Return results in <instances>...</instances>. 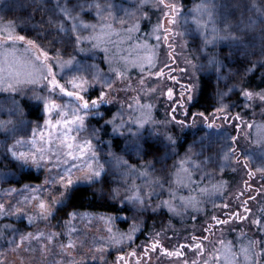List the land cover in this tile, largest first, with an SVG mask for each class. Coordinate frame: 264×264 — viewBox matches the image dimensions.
<instances>
[{
    "label": "clouds",
    "instance_id": "1",
    "mask_svg": "<svg viewBox=\"0 0 264 264\" xmlns=\"http://www.w3.org/2000/svg\"><path fill=\"white\" fill-rule=\"evenodd\" d=\"M171 2L178 9L172 26L176 35L171 37L173 54L180 61L176 72L188 78V85L192 88V105L203 111L226 106L225 111L229 115L239 109L233 116L238 114L244 125L249 120L255 123L256 118L264 119V100L256 96L249 101L242 94L248 90L264 96V0ZM97 4L103 10L101 15L97 14ZM198 6L200 13L196 12ZM65 7L74 10L72 16L64 14L62 9ZM154 9H160L157 0H0V20H14L28 39L52 53L51 62L58 69L55 70L58 79L64 83L71 76L86 80L85 95L92 100L101 93L106 94L98 105L78 111L84 117L83 125H78L72 133L78 141L90 142L88 158L94 161L100 175L88 179L81 177L68 190L66 203L60 209L53 203L54 216L69 207H102L116 213L117 220L128 221L130 226L134 223L147 224L150 219L160 220L165 212L177 216L162 204V201L172 199L174 192L177 195L173 203L180 212H185L179 199L181 193L194 190L193 194H196L200 188L211 189L213 184L220 182L225 184L224 193L227 192L229 185L236 181L232 173H237L241 166L237 160H248L251 155V169L254 164L255 169L264 165V145L258 144L256 139H249L251 133L247 127L240 129L237 133L240 139L233 143L230 128L210 131L201 125L185 127L173 123L169 118V100L162 99L169 87L166 81L153 82L147 75L142 76L139 70L127 67L120 60V56L125 55L136 41L151 38V31L142 30L141 25L146 22L153 27ZM106 25H111L119 35H113L110 43L94 47L93 33ZM134 25H138L136 30L128 33L127 29ZM167 51L165 49L161 54L160 46L156 47L161 64L168 60ZM58 54L64 60L71 59L73 65L63 70L56 67ZM68 68L75 74L64 71ZM117 70L123 73L122 78L117 77ZM42 74L47 75L46 67L42 68ZM141 79L144 80L143 86ZM181 91L184 89L181 88ZM15 93V96L0 97L5 104L14 105L16 109L6 119L10 121L7 127L0 128V165L8 170L0 179L5 184L11 181L23 187L40 180L42 182L36 186L42 187L45 181L63 173L65 166H57L53 161L47 166L52 167V171H47L44 165L34 171L30 164L23 165L13 159L10 149L17 153L21 148L29 149L30 132L45 118L43 100L35 97H52L61 105L68 102L58 91H50L44 80L24 86ZM70 99L71 104L76 106L78 102ZM143 105L151 106V119L141 127L139 122L146 111ZM233 149L231 160L225 161L223 152ZM181 162L190 171L191 182L186 187L176 184ZM67 166L75 168L70 161ZM73 176L80 177V173L74 171ZM9 189L16 193L20 190L10 187L3 191ZM136 191L142 196V204L128 202V196ZM62 195L64 192L56 193L55 198L59 199ZM216 198L228 199L225 195L206 196L203 197L202 211L188 209L185 213H202L207 203L215 208L211 201L216 202ZM17 200L21 199L10 195L3 203L16 207ZM24 208L28 210L27 206ZM48 224H51V219L45 229L36 226L31 232L37 228L49 232ZM11 225V236L0 235V264H71L54 244H48L46 251L40 249L38 242L25 241L20 245V233L28 231ZM247 225L248 221H245L238 237L245 233ZM256 240L260 250L264 239ZM215 247L216 241L209 251L212 252ZM87 252L88 248L83 250V255H72L80 261L87 256Z\"/></svg>",
    "mask_w": 264,
    "mask_h": 264
},
{
    "label": "snow or ice",
    "instance_id": "2",
    "mask_svg": "<svg viewBox=\"0 0 264 264\" xmlns=\"http://www.w3.org/2000/svg\"><path fill=\"white\" fill-rule=\"evenodd\" d=\"M159 8L162 10L161 18L153 25L150 37L154 38L156 43H150V40H144L135 43L127 50V55H121L120 60L124 62L127 67L134 70H139L143 75H147L149 79H155L156 81L171 80L174 83H179L176 79L174 72L176 69L172 67L174 64L173 45L171 37L176 33L173 31V25L175 24V15L178 11L175 3L171 0H157ZM98 15L102 14L100 5H96ZM65 15L72 16L73 9L65 7L62 9ZM197 13L201 12V8L198 6ZM75 27V25H73ZM138 25H134L127 29L128 33H132L136 30ZM113 35H119V33L112 30L111 25H106L100 31L94 32L91 39L95 41L94 47H101L105 43L111 42ZM124 39H127L125 37ZM171 41V42H170ZM23 44L22 50L18 48V45ZM163 44L168 49L166 55L168 60L164 63H160L159 55L156 52V47ZM107 51V49H105ZM52 57L49 52L40 47L34 40L28 39L25 35H20L15 32V28L11 22L7 25L0 24V91L4 92H16L27 85H35L46 81L50 91H58V93L64 97L73 98L77 103L76 106L72 104L61 105L56 102L52 97H35L43 100L44 111V127L32 129V139L28 142L30 147L28 151L16 152L10 149L13 159L19 161L23 165H31L39 168L42 165L46 166L47 171H52V167H47L53 164L57 166H65L63 173L51 180L45 181L41 186L26 185L23 189L19 190L23 199L17 200V206L13 207L11 204L7 206L3 203L4 197L16 193L15 190L9 189L4 191V196H0V220L5 217H16L27 220L29 225L38 226V222H47L54 217L53 203L56 205H63L67 198L68 190L72 189L73 185L81 178L88 179L90 176H99L100 172L94 167V161L88 158V154L91 151V144L88 141L80 142L78 138L72 133L74 129L80 125H83L84 117L78 114L80 109L87 110L92 106L98 105L101 100L105 98V93H101L100 96L92 100L85 95L88 82L86 80H79L75 76L68 78L67 83H61V80L56 77L55 67L52 64ZM56 67L62 70L67 66L71 67L73 61L71 59L64 60L61 55H57ZM171 62V63H169ZM158 65H160L158 67ZM46 67L47 75L42 74V68ZM167 69V71H166ZM183 71V70H182ZM118 78L123 77V73L119 70L116 71ZM97 78H99L97 76ZM141 86L144 84V80L140 81ZM184 91H181L179 101L174 99L173 87H168L167 91L163 93L169 101L174 105L178 104L183 108L185 101H191L193 99L190 94L192 91L191 85H181ZM154 90V89H153ZM244 97L252 101L256 96H259L261 100H264V96L254 94L251 91L244 90ZM137 103H139V97H137ZM146 111L142 113V120L139 122L142 127L145 122L151 119V106H142ZM226 106H221L216 109V112L212 113V122L207 123V127H216L215 120L223 119L227 121L229 118L240 121L241 117L237 114L231 116L225 111ZM15 108H4L0 106V112H6L11 115ZM175 112V108L172 109ZM188 115L187 112L184 113ZM55 117V118H54ZM202 118L203 122L209 121V116L204 112L194 113L192 115L193 124L196 122V118ZM172 121L182 126H186L184 121L176 120L175 116H172ZM10 123L9 120H0V128H6ZM245 126L251 130L255 129L254 135L256 142L260 145H264V124L246 123ZM39 129V132L37 131ZM237 137L232 138V142L236 143ZM56 145L54 148L53 145ZM225 150L223 152V159L230 161L232 153ZM252 159L249 155V159L243 161L242 167L248 169L247 176L249 181L252 180L257 174L264 179V165L257 167L255 170L249 167V161ZM71 161L75 165V168L67 166V162ZM82 162V163H77ZM237 163L241 165V161L237 160ZM80 173V177L74 178L73 172ZM249 181H244V187L237 189L234 193V198L240 202V207L243 208V212H237L231 209L228 202L222 204L213 203L215 208H219L225 218L213 213L209 219L214 223H207V227L203 228V232H208L211 235H215V230H221L218 226L229 225L234 221H249L252 226L256 227L259 232L264 233V208L260 209L261 215L256 216L251 214V209L248 207V200L242 199L245 193L251 190V184ZM191 182L190 171L185 167L184 162L178 166L176 173V184L178 186L186 187ZM264 187V185H262ZM225 184L223 182L213 184L211 189L204 187L200 188L199 192L193 194V191H189L187 194L181 193L179 199L185 212L191 209L193 212L202 211V204L205 202L203 197L211 195H224ZM259 191V190H257ZM64 192V195L59 199L55 198L56 193ZM176 193H172L170 200L162 201V204L168 208L169 212L182 216L185 212H180L175 207L173 200L176 197ZM249 199L255 200L256 197L250 196ZM128 202L132 204H142L143 199L139 191L132 192L128 196ZM24 206H27L25 211ZM249 213L251 215H245ZM68 220L64 223L66 242L57 241V237L60 233L57 232H44L37 230L35 232L20 233L19 244L23 245L25 241L38 242L40 249L46 251L48 244L56 245L61 254L71 261V264H87L86 257L95 261L96 264H145L144 257L149 256L150 252L159 251L161 255L166 257H174L177 264H189L186 259V253L192 252L195 257H201L200 259H192L191 264H261L264 261V243H260V250L257 248L259 243L257 240L250 238L246 233H241L240 246L235 248L231 241L225 242L223 239L216 241L219 247H215L212 252H208V249L204 241H208L209 237L203 234L190 236V243L180 244L172 250L167 249L162 244V235L160 232L154 233L151 237V243L144 247L143 254H138L133 248L131 251L125 252L123 245L125 242H131L135 238V233L140 231L141 223H134L130 226L127 233L120 231H113V225L116 217L110 214H102L99 216L88 215L78 213L73 210L67 213ZM89 223L99 220L104 225V231L106 236L100 235L93 237L91 241V247L88 248L87 256L81 258L80 261L75 260L72 253L78 252L80 248L84 247V242L79 237L73 238V234L78 232L77 227L73 223L77 217ZM126 219V217H125ZM195 219V217H193ZM171 227V224L168 225ZM12 230L11 224H3L0 227V235L5 234L7 231ZM99 231V230H97ZM129 247L131 245L129 244ZM116 249L117 255L111 261L108 260V250ZM35 249H33L34 251ZM122 253V254H120ZM207 253V255H206Z\"/></svg>",
    "mask_w": 264,
    "mask_h": 264
},
{
    "label": "trees",
    "instance_id": "3",
    "mask_svg": "<svg viewBox=\"0 0 264 264\" xmlns=\"http://www.w3.org/2000/svg\"><path fill=\"white\" fill-rule=\"evenodd\" d=\"M153 11L156 13V17L153 18L152 25H155L158 22V20L161 18L162 12H161V9H154ZM157 17H158V19H157ZM3 22H5V20H1L0 24L3 23ZM13 26L15 28V32L20 34L19 26L17 24H13ZM141 27H142V30H144V29H147V31H151L152 30V27L150 25H148L146 22L142 23ZM137 35H139V33H137ZM149 40H150V43H152V44L156 43L154 38H150ZM137 42H140V41H136V43ZM129 43H131V42H129ZM23 47H24L23 44L18 45V48L20 50H22ZM165 49H167L166 46L161 44V46H160L161 54L164 53ZM177 52H179V49H177ZM125 55H127V53H125ZM174 59H175L176 62L174 64H172V67L174 69H176L177 62L180 63V61H179L178 57L174 56ZM169 63H171V62H169ZM159 66L160 65H158V67ZM55 70H58V69L55 68ZM166 71H167V69H166ZM174 75H175L176 79L179 81V83H174L171 80H166V83L169 85V87H173V89H174V99L179 101L180 93H181V85H186V84H183L181 81H183L185 83H188V78L184 77L183 73H180L178 75L176 71L174 72ZM150 80L153 81V82L156 81L155 79H150ZM4 96H15V94L11 95L10 92L0 91V97H4ZM162 99H166V98L163 97ZM0 102H1V100H0ZM186 102H187V100L185 101L184 106L187 104ZM190 102L191 103L188 104L187 109L185 111V112L188 113V115L193 113L192 112L193 110H197L199 112H204L205 115L209 116V120L210 121H208V122H212L211 116H212V113L216 112V108L211 109L210 111H203L202 109H198L197 107H194L192 105V100ZM171 103L172 102L169 101L168 105H170ZM182 110H183V108H181L179 106L176 107V109H175V111H176L175 119L176 120H182L183 121V117L180 114V112H182ZM237 112H239V109L233 110V115H235ZM233 115H231V116H233ZM10 117H11V115H8V116H4L3 115V116H0V120H6L7 118H10ZM169 118L171 119V117H169ZM197 119H199L198 121L202 120V118H197ZM197 119H196V121H197ZM245 119H249V117H245ZM215 122H218L217 124L215 123V125H217L218 129H216L215 127L209 128V127H207V124L206 125L204 124V126H205L204 129L210 130V131H212V130L219 131V128L227 127V128H230L232 130L233 136L237 137L238 140L240 139V137L237 135V133H239V131H240V129L242 127H246L244 124L241 123V121H236V120H233L231 118H229L227 121H225L223 119H216ZM173 123H175V122L173 121ZM249 123H252V121L249 120ZM255 123L256 124H264V119L256 118L255 119ZM185 125H186L185 127L194 126L193 125V121H190L189 123H185ZM253 129H251V130L248 129V131L250 133H254ZM249 139L250 140L251 139H255L254 135H250ZM241 156L243 157V153H241ZM243 161L244 160L242 158L241 159V166L238 169V172L237 173H232V175L236 177L235 183L230 184L228 191L224 193L225 197H228V199L216 198V199H219V201H220V203H217V204H222L224 202H228L230 204L231 209H233V210H235L237 212L241 211L240 202L238 200H236L234 198V195H232V194L236 193L237 189H242L244 187V183H243L244 181H249V178L247 176L248 169H245V168L242 167ZM252 169L254 170V165H253ZM0 170H1V167H0ZM39 181L40 180L35 181V182H39ZM249 183L251 184V190L249 192L245 193V195L242 197V199L248 200V207L251 209V214L255 213V215L258 217V216L261 215V212H260V209H261L260 201L262 203V200L264 199V193H263L264 192V187H262V185H264V179H261L260 176H255L252 180L249 181ZM257 190H259V191H257ZM184 194H187V192H185ZM250 196H254V197H256V199L255 200H251V199H249ZM263 208H264V202H263ZM67 210H77V211H79V210H85L86 211L87 210V211H90V212H101V213H108V214H116L113 211H111L110 209L102 208V207H79V208H75V209L69 207ZM64 212L65 211H62V213H64ZM213 213H215L216 215L220 216L222 219L225 218L224 217V213L220 209L217 210L216 208H213L211 203L205 204L204 212H202V213H192V214L184 213L183 216L185 218H183V219H178L176 217H172V215H170L169 213L165 212L164 217L161 218L160 220L153 221V220L150 219L147 222V224H143V226H142L143 228L138 233V235L135 237V239H134V241L132 243V246L139 245L141 240L142 241L147 240L146 236H149L152 232H157L159 230H162V227L166 226V224H169V221H171L172 226H174V227H180V226H184L185 225L186 231L183 234L188 235V234H190L189 232H192L191 235L192 234H196V235L199 236L201 234H204L205 236H208L209 240L208 241H204V243H205L207 248H211L213 243H214V239L217 237V235L216 234L215 235H211L208 232H203V228L207 227V223H212V221H210L209 217ZM122 214H126V213H122ZM251 214L247 213V215H251ZM193 217H195V219H193ZM248 222H250V220ZM244 224H245V221H234V222L230 223L229 225L218 226L219 228L221 227V229L223 231H225L224 234L227 237L228 241H231L236 249L239 248L240 242H241V240H243V237H241V236L238 237V232H239L240 228L242 226H244ZM125 225L126 224L123 223L124 227H125ZM215 231H217V230L214 229V232ZM244 232L247 234L248 237L253 238L255 240L256 239H264V233L259 232L256 227H253L252 225L250 226L249 223H248L247 227L244 228ZM190 236L187 237L188 239H186L184 243H180V244L190 243ZM218 238H219V236L216 239L218 240ZM157 252H159V251H157ZM152 254H153V252H150L149 256H147L145 258H150V256ZM154 254H155V252H154ZM160 257H163V255H161ZM194 258L202 260L201 257H195L192 252H187L186 253V259L187 260L194 259ZM167 260H169V259H167ZM170 262L171 261H163V263L161 262V263H158V264H170ZM147 264H153V262L148 261Z\"/></svg>",
    "mask_w": 264,
    "mask_h": 264
},
{
    "label": "rangeland",
    "instance_id": "4",
    "mask_svg": "<svg viewBox=\"0 0 264 264\" xmlns=\"http://www.w3.org/2000/svg\"><path fill=\"white\" fill-rule=\"evenodd\" d=\"M3 20H5V22L1 23L2 25L9 24V20L8 19H3ZM11 23H12V25L13 24H17L14 20ZM20 35H25V33H23L22 31H20ZM49 55L51 56L52 53L49 52ZM178 63L179 62H177V64ZM181 67H184V66L181 65ZM64 71L65 72L72 73V74H75L71 68L65 69ZM181 82L183 84L188 85V83H185L183 81H181ZM61 83H64V81L61 80ZM165 91H167V89H165ZM10 93H11V95H14V94L16 95L15 92H10ZM165 98L167 99L166 96H165ZM65 100L68 102V104H71L72 103V101H71L70 98H67L66 97ZM186 103L187 104L183 107V110H182V112H180V114L183 117V121L185 123H189L190 121H193L192 115L194 113H199V111L193 110L192 111L193 113L185 116L184 113H185V111L187 109L188 104L191 103V102L190 101H187ZM0 106H2L4 108H9V107L15 108L14 105L5 104L3 102V100H1ZM177 106H178L177 104L174 105L172 103L170 105H168L169 117L172 118V116H175L176 111L173 112L172 109L173 108L176 109ZM3 115L4 116H8L9 114L6 113V112H0V116H3ZM197 118H200V117H197ZM198 120L199 119H197V121L195 122V124H193L194 126L201 125L203 128H205L204 124L206 125L207 123H209V122H203L202 120H200V121H198ZM215 123L217 124L218 122H215ZM43 127H44V119H42L40 121V128H43ZM215 128L218 129L217 126ZM253 130L255 131V129H253ZM37 131L39 132V129H37ZM31 139H32V132H30V134H29V140H31ZM54 146H55V144L53 145V147ZM29 147H30V145H29ZM20 151H28V147L21 148ZM0 167H1V170H0V178H2V177H4V175L6 174V172L8 170L5 169L3 167V165H0ZM13 167H15V165H13ZM32 168H33L34 171L36 170V167H33L32 166ZM254 169H255V164H254ZM40 171H43V169H41ZM256 176H259V175L257 174ZM41 182L42 181L33 182L32 184H30V186H36L37 184H40ZM10 187H16V188H18L20 190L24 188L21 184H14L11 181L8 184H5L3 182V180L0 179V196H4L3 189L10 188ZM13 197H16L18 199H23V196L20 194V191H19V193L13 194ZM4 198L5 199H9V197H4ZM14 202H15V200H13V203ZM263 202H264V199L262 200V203L260 201L261 209L263 208ZM216 203H220L219 199H216ZM56 207H57V209H60L62 207V205H57ZM72 211L73 210H67L64 213L60 212L58 214V216H54L53 218H51V224H48V229H50V231H52V232L60 233V235L57 237V241H65L66 242V235H65L64 223H65L66 220H68L67 213L68 212H72ZM75 211H77V210H75ZM77 212L78 213H83V214H88V215H95V216H99V215H102V214H108V213H101V212H90V211H87V210L86 211L85 210H79ZM240 212H243V208H241V211ZM110 215H112L113 217H116V214H110ZM121 215H127V214H121ZM245 215H247V213H245ZM172 217H176L178 219L185 218L183 215L182 216H172ZM46 223L47 222H38L39 228L40 229H45ZM73 223L75 224V226L78 229V232L75 233V234H73V238L79 237V239L84 242V247L83 248H80L78 250V252H75V254L83 255V250L86 249V248L91 247V241H92V238L93 237H98L100 235H104V236L107 235V233H105V231H104V225H103V223L100 222L99 220H95V221L89 223L87 220L82 221L79 218V216H78L77 219L73 221ZM123 223L126 224L125 227L123 226ZM212 223H214V222H212ZM248 223L251 226V223L250 222H248ZM3 224H15L17 227H23L28 232L33 231L34 228L36 227L35 225H29L28 222H27V220L24 219L23 217H21L19 219H17L16 217H5L4 219L0 220V227H2ZM143 224L144 223H141L140 231L143 228L142 227ZM168 225L169 224H166V226H163L162 227V230H159L157 232H160L161 235H162V237H163L162 244L164 245V247H166L169 250H172L173 248H175L178 245V243H184L185 240L188 239L187 237L190 236L192 232H189L190 234H188V235L183 234L186 231L185 225L184 226H180V227H174V226H172V223H171V227H169ZM129 228H130V223L128 221L115 219L114 225H113V231H117L118 230L120 232L127 233L129 231ZM220 229H221V227H220ZM97 230H99V231H97ZM140 231H138V232L135 233V237L138 235V233ZM154 233H156V232H152L149 236H146L147 237L146 238L147 240H145V241H142L141 240V242L137 246H132V243H133L134 240L131 241V242H127L126 241L125 244L123 245V250L125 252H128V251H131L134 248L137 251L138 254H141L142 255L143 254V249H144L143 247L144 246L146 247L148 244L151 243V237L154 235ZM221 233H223V235H221ZM224 233H225V231H223V230L222 231L221 230L215 231V234L217 235V237L219 236L218 240L219 239H226L228 241V239H227V237L225 236ZM5 234L6 235H9V236L12 235L11 231H7ZM17 238H18V236H17ZM216 238L214 239V241L215 240L217 241ZM243 240H244V238H243ZM244 242L246 243L247 241L244 240ZM33 243H35V242L33 241ZM129 244L131 245V247H129ZM216 247H219V244L216 243ZM207 249H208V252H210L209 251L210 248H207ZM117 254L118 253H117V250L116 249H109L108 250V260L109 261L113 260ZM120 254H122V253H120ZM206 255H207V253H206ZM160 256H161V253L156 251L155 254L153 253L150 256V258H145L144 257L145 264H147L148 261L153 262V264H158V263H161V262L163 263V261H171L170 264H177V261H176V259L174 257L170 258V257H166V256H163V257H160ZM57 258H59V257H57ZM166 258L169 259V260H167ZM86 260H87V264H96L95 261H92L91 259H88L87 257H86ZM191 260L192 259H189L188 260L189 261V264H191Z\"/></svg>",
    "mask_w": 264,
    "mask_h": 264
}]
</instances>
